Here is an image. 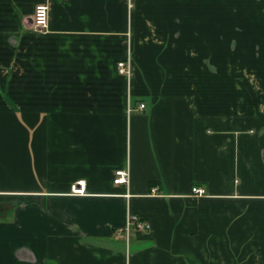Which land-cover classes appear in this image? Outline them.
I'll return each mask as SVG.
<instances>
[{
	"label": "crops",
	"instance_id": "crops-1",
	"mask_svg": "<svg viewBox=\"0 0 264 264\" xmlns=\"http://www.w3.org/2000/svg\"><path fill=\"white\" fill-rule=\"evenodd\" d=\"M224 1L0 0V264H264V0Z\"/></svg>",
	"mask_w": 264,
	"mask_h": 264
},
{
	"label": "built area",
	"instance_id": "built-area-1",
	"mask_svg": "<svg viewBox=\"0 0 264 264\" xmlns=\"http://www.w3.org/2000/svg\"><path fill=\"white\" fill-rule=\"evenodd\" d=\"M49 17H50V7L47 3L38 4L35 8L34 13V23L36 27L40 30H46L49 27ZM118 71L120 73H130L129 63L126 61H121L118 63ZM145 107L144 103H141L140 108L143 109ZM130 181V173L127 169H120L116 171V176L114 182L117 184H128ZM86 190V181L79 180L72 185V191L75 194H84ZM193 192L199 195L205 193V189L197 186H193ZM136 216H132L131 222L136 220ZM143 226V224H140Z\"/></svg>",
	"mask_w": 264,
	"mask_h": 264
},
{
	"label": "rangeland",
	"instance_id": "rangeland-1",
	"mask_svg": "<svg viewBox=\"0 0 264 264\" xmlns=\"http://www.w3.org/2000/svg\"><path fill=\"white\" fill-rule=\"evenodd\" d=\"M223 3H226L224 0H223ZM228 3V2H227ZM229 4V3H228ZM224 20V19H223Z\"/></svg>",
	"mask_w": 264,
	"mask_h": 264
}]
</instances>
